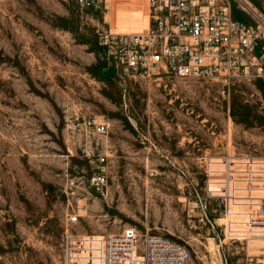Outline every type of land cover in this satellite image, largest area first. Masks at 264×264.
<instances>
[{"label":"rangeland","instance_id":"374dc122","mask_svg":"<svg viewBox=\"0 0 264 264\" xmlns=\"http://www.w3.org/2000/svg\"><path fill=\"white\" fill-rule=\"evenodd\" d=\"M147 16L148 0H0V264H64L68 233L127 227L186 245L199 264L264 256V241L209 238L187 212L207 156L212 167L264 157V80L121 73L95 28L140 31ZM93 117L105 133L85 125ZM100 154L108 182L98 191L88 179ZM67 174L85 179L77 223Z\"/></svg>","mask_w":264,"mask_h":264},{"label":"built area","instance_id":"2783aa9c","mask_svg":"<svg viewBox=\"0 0 264 264\" xmlns=\"http://www.w3.org/2000/svg\"><path fill=\"white\" fill-rule=\"evenodd\" d=\"M82 5L93 0H78ZM148 28L121 32L98 25V45L120 72L131 76L177 78L234 77L264 80V10L253 0H148ZM85 125L105 133L96 118ZM154 149L160 151L155 143ZM209 160V161H208ZM206 157V181L187 204L188 216L198 215L212 239L222 235L246 243L264 241V157L221 158L213 166ZM88 182L98 191L108 182L106 155L97 157ZM85 179L67 174L64 192L68 221L77 223ZM256 193V194H255ZM223 220V223H219ZM221 226V227H220ZM224 241V240H223ZM64 264H199L186 245L135 227L107 234L68 233ZM226 264L228 261L226 260ZM244 264H264V256L247 252Z\"/></svg>","mask_w":264,"mask_h":264},{"label":"bare ground","instance_id":"6f19581e","mask_svg":"<svg viewBox=\"0 0 264 264\" xmlns=\"http://www.w3.org/2000/svg\"><path fill=\"white\" fill-rule=\"evenodd\" d=\"M147 18H148V25H149V17L147 16ZM147 28H148V27H147ZM147 28H145V29H147ZM145 29H144V30H145ZM140 31H141V30H140Z\"/></svg>","mask_w":264,"mask_h":264}]
</instances>
